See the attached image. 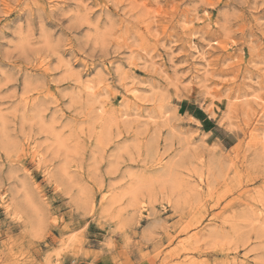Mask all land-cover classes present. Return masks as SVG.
<instances>
[{
  "label": "rangeland",
  "instance_id": "1",
  "mask_svg": "<svg viewBox=\"0 0 264 264\" xmlns=\"http://www.w3.org/2000/svg\"><path fill=\"white\" fill-rule=\"evenodd\" d=\"M264 264V0H0V264Z\"/></svg>",
  "mask_w": 264,
  "mask_h": 264
},
{
  "label": "crops",
  "instance_id": "2",
  "mask_svg": "<svg viewBox=\"0 0 264 264\" xmlns=\"http://www.w3.org/2000/svg\"><path fill=\"white\" fill-rule=\"evenodd\" d=\"M141 264H149V263L142 262Z\"/></svg>",
  "mask_w": 264,
  "mask_h": 264
}]
</instances>
